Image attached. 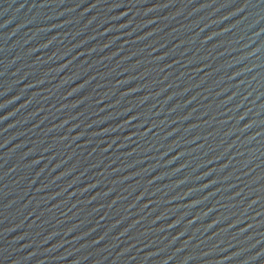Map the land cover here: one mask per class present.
Listing matches in <instances>:
<instances>
[{
  "label": "water",
  "instance_id": "95a60500",
  "mask_svg": "<svg viewBox=\"0 0 264 264\" xmlns=\"http://www.w3.org/2000/svg\"><path fill=\"white\" fill-rule=\"evenodd\" d=\"M0 264H264V0H0Z\"/></svg>",
  "mask_w": 264,
  "mask_h": 264
}]
</instances>
